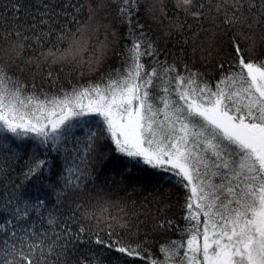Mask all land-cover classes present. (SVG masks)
I'll list each match as a JSON object with an SVG mask.
<instances>
[{"label": "snow or ice", "instance_id": "1", "mask_svg": "<svg viewBox=\"0 0 264 264\" xmlns=\"http://www.w3.org/2000/svg\"><path fill=\"white\" fill-rule=\"evenodd\" d=\"M0 264H264V0H0Z\"/></svg>", "mask_w": 264, "mask_h": 264}, {"label": "trees", "instance_id": "2", "mask_svg": "<svg viewBox=\"0 0 264 264\" xmlns=\"http://www.w3.org/2000/svg\"><path fill=\"white\" fill-rule=\"evenodd\" d=\"M151 23L150 21L148 22ZM147 26V25H146ZM153 25V29H154ZM173 52H177V48L172 49ZM189 58L191 57V49H189ZM200 52L197 51L195 58L200 61ZM214 60L215 57L213 56ZM113 66L117 65L119 61L113 58L109 61ZM59 71V69H56ZM68 69L61 74L62 78H66ZM25 78L27 73H22ZM72 79L75 81L77 77L73 75ZM38 82V81H37ZM111 152H106L96 163L94 177L95 185L99 192L100 205H103L105 201H110L113 204L117 202H126L128 207L131 208L133 202L138 211L143 209L149 212L155 213L158 208H163L166 204L171 205V212L169 215L175 214L179 219L180 208L178 201L182 202L180 193L170 179L162 173H156L152 170L135 169L132 175L129 176L126 170L116 166L115 160L109 163V158L112 157ZM95 196V193H93ZM95 202V201H94ZM113 215L118 214V209H109ZM145 213L141 212V218ZM144 228L141 226V235H143Z\"/></svg>", "mask_w": 264, "mask_h": 264}]
</instances>
